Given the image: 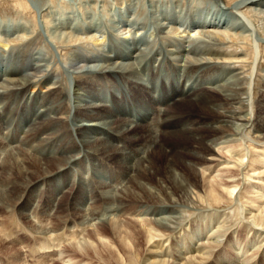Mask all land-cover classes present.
I'll list each match as a JSON object with an SVG mask.
<instances>
[{
    "label": "bare ground",
    "instance_id": "bare-ground-1",
    "mask_svg": "<svg viewBox=\"0 0 264 264\" xmlns=\"http://www.w3.org/2000/svg\"><path fill=\"white\" fill-rule=\"evenodd\" d=\"M86 1L96 7L97 0H81L79 4ZM176 1L170 3V22L161 17V11L152 18L153 31L149 30L148 35L158 36L160 41L155 44V37H144L146 31L140 33L139 27L133 33L126 30L121 39L111 33L104 50L101 40L95 37L99 31L96 26L74 28L69 23L60 26L64 31L54 35L52 42L44 40L41 48L44 31L41 33L40 28L47 34L55 28L46 18L45 5L39 7V25L24 21L20 26H3L0 175H5L0 179V211L6 213L7 220L0 221V241L9 240L20 223L40 234L37 241L32 237L27 245L33 264L59 259L63 255L59 246L66 242L85 253L88 244L79 243L80 233L91 222L101 225V231H92L93 239L113 234L126 246L134 239V227L123 221L113 222V217L130 210L140 217L141 233L150 245L142 256L138 249L126 252L128 262L120 256L124 264H213L214 255H220L223 246L239 252L252 240L255 242L254 237L246 240L247 235L241 238H246L244 242H239L238 236L233 239L230 233L224 235L219 227L221 216L216 221L212 213L191 216L193 207L202 201L221 207L218 184L202 176L211 171L216 157L214 147L229 154L228 160L234 159L229 161L239 169L247 163L244 179L255 173V166L264 168V149L257 157L250 152L256 147L253 143H264V75H259L260 60L251 86L255 99V117L251 119L250 30L230 16L223 18L222 13L212 12L204 2L200 5L204 0L184 6V12L177 9ZM225 1L228 5L234 1L232 5L237 4L239 12L253 23L262 38L259 57L264 58V0ZM97 2L102 7L107 4V0ZM115 3L118 8L125 3L120 9L131 13L127 0H110L109 7ZM163 13H169L165 5ZM185 14L187 25L199 38L172 31L174 23ZM189 38L197 42H189ZM90 45L97 47L92 49ZM144 63L154 69L140 77L138 71ZM159 66L162 76L157 73ZM63 68L75 77L71 90L65 86ZM100 83L108 85L111 97L107 101ZM87 97L95 101L89 102ZM18 135L22 138L19 144ZM159 157L161 168L155 163ZM225 160L219 163H229ZM48 162L53 169L42 168ZM155 173L159 177L154 181L146 179ZM16 178L21 179L22 189L12 194L11 189L18 186ZM239 185L230 179L223 185L224 193L231 197ZM250 188L247 185L245 189ZM38 190L42 194L36 195ZM54 204L57 222L42 229L41 219ZM189 215L191 219L185 223ZM260 217L253 215L256 224ZM88 246L100 256L96 245ZM214 247L219 249L214 252ZM66 259V263L74 264L70 257ZM219 263L233 262L220 259Z\"/></svg>",
    "mask_w": 264,
    "mask_h": 264
},
{
    "label": "rangeland",
    "instance_id": "rangeland-1",
    "mask_svg": "<svg viewBox=\"0 0 264 264\" xmlns=\"http://www.w3.org/2000/svg\"><path fill=\"white\" fill-rule=\"evenodd\" d=\"M80 1L81 0H0V33H1V30L3 29V26H5V25L11 26V27L12 26H18V25L20 26L24 21L28 22V24L30 23V21H33L34 23L36 21V23H38V25H39V22L41 19V16L39 15V13H40L39 7L45 5L46 7H45L44 13L46 12L45 14H47L46 18L50 22H52V25L55 28L48 30L49 31L48 34L46 33V29L40 28L41 33L44 31L42 33V37H41L42 38V43L40 44L41 48H43V45H44L43 41L44 40L46 42H49V41L52 42L51 38L54 35H58L59 32L64 31V29H61L60 26H62V25L64 26L65 24L70 23V25H73L71 27H74V28H77L79 26L83 27L87 24L88 25L92 24V25H94V27L96 26L99 29V31H97L95 33V37H97L101 40V44L104 45V50H107L106 49L107 44H108L107 41L109 40V36H111V33L114 34L116 37L121 39L122 37L126 36V34H127V32H125L126 30L129 31L128 33H133V32H136L138 30V28L140 27L139 28L140 33H144L146 31L144 37H147V36L149 37L148 32H149V30H151L152 18H153V16H155L157 14L159 15L160 11H161V17L163 15V17H166L167 22H170V20L172 19V13H171L172 7H171L170 3H171V1H175V0H127L128 3L131 5L130 6L131 7L130 8L131 13H128L124 9H120V7L123 8L125 6V3H121L119 8H118V6H116V3H115V5L113 4V6L111 8V7H109L110 0H107V4H105L104 7L100 6V3L97 2L98 1L97 0L96 1V7L94 8L93 6L90 7V5L87 3V1H86V4H85V2H82L83 4L82 3L79 4ZM197 1H201V0H177L176 1L177 6H178L177 9L181 8V9H183L182 11L184 12V6L186 7V6L190 5L192 2H193L192 4H194ZM180 2L182 5L180 4ZM203 2H204V4H206L210 7V10L212 12L218 11L219 14L222 13L223 18L230 16L234 20L236 19V21L239 24L241 23V25H244V26L246 25V27L250 30V33H249L250 37L249 38H250V42H251V48H248V53L251 54V51L253 52V61H252L253 65L251 64V68H250V71L248 74V76L250 77V79L248 81L249 82L248 83V85H249L248 86V89H249V101L248 102L249 103L251 102L249 104V108L251 111L250 114H251V119L252 118L254 119L255 114L252 111L254 110L255 99L252 97L253 91L251 89V86L253 85V78L255 76V71H257L256 67H257L259 60H260V64L258 65V67L260 68L259 75H261V76L264 75V58H262V55H261V59H260L259 51H258V44H259V42L262 41L261 40L262 38L258 35L257 31H255L256 29H255L254 25H252L253 23H251L250 20L244 14L239 12L237 4L232 5V3L233 4L235 3L234 1L231 3V5H228L225 0H204V1H201L200 5H204ZM66 5L68 6L67 8H66ZM164 5L166 6V9L169 10V13H167V15L166 14L164 15V13H163ZM79 6H80V8H79ZM47 7H48V9H47ZM45 14H44V17H45ZM194 15H196V14H194ZM200 19H203V14H201ZM214 20H215V17L213 16L212 19L210 20V23L212 24V22ZM187 22L188 21H187L186 14H185V18L183 15H181V17L176 21V24L174 23V26H173L174 28H171L172 31H174V32L177 31L178 33L176 32V34H180L182 31H184L185 33H188V35L192 34V36H193L192 38H199L198 35H196L197 33H194L195 29L191 28L190 24L187 25ZM262 23L264 24V20ZM81 25H83V26H81ZM151 31H153V29ZM193 33H194V35H193ZM153 36L155 37L154 38V41H155L154 44L158 43L160 41L158 36L154 35V33H153ZM153 36H150L149 39ZM188 41L189 42H197V41H194L193 39H190V38ZM3 42L5 43L4 40H3ZM48 45H50V44H48ZM38 46H36V47L40 48ZM96 47L94 45H90L89 48L94 49ZM34 50H37V49H34ZM0 51H1V49H0ZM149 67L150 66L148 63H144V66L143 65L141 66V68L139 70L141 73L138 71V73L140 74V77H142L144 75V73L147 74L150 70H152L153 67L152 68H149ZM62 71H63L62 77L64 78L65 86L67 89L71 90L72 86L74 84V81H75V77L73 75H71L67 71V69L63 68ZM161 72H162V66L157 67V73H159L162 76ZM66 75H68L69 78ZM118 82H120L119 79H117V83ZM107 86L108 85L105 83H103V84L100 83V87H104L106 90V91H104L105 96H106V101L109 100V97H111V95L107 89ZM29 93L31 94L33 92L30 90ZM119 95H120V93H119ZM86 99L89 102L95 101L92 97H87ZM20 135L17 136V139L19 141L18 144L20 143V141H22V138H20ZM243 136L247 140L251 139V137H249L247 135L245 136V134H243ZM6 140L7 139H5V141ZM261 143H263V142H257L255 144L253 143V145H254L253 147L256 146L255 148L252 147L254 150H251V148L249 146L248 150H251L250 152L254 153V157L255 156L257 157L260 154L259 150L264 149V145H263L264 143L263 144H261ZM234 144H236V146L238 145L237 143H234ZM236 146L234 147L235 151L238 150V147L236 149ZM243 146H245L244 143H243ZM213 149H214V152L216 153V157L213 159V164L211 165V168H210L211 171L209 170L211 173L205 172L206 174L204 173L202 176H205L204 178H206L205 179L206 181H211V182L215 181L213 184H216V185L218 184L216 186V188H217L216 190H218V192L221 193L223 201H221L222 202L221 207H219L218 209L214 208V206H212V205H209V203L207 201H202L201 203L199 201L200 205L193 207L192 211L194 214H193V216H191V218L197 217L198 215H201V214L212 213L211 218L214 219L213 221H216L217 218H219V216H221L220 220L218 219L219 222H221V226H219V227L223 228L222 230L225 231V232L222 231L224 235L226 233H228V234L230 233V235L233 236V239H235L238 236L237 239L239 240V242H241V241L244 242L246 238H247L246 240H252V238L254 237L255 242H253V240H252V242L248 246H246V247L243 246L241 251H239V252L231 249L232 247L223 246L221 250L224 253L221 252L220 255L219 254L214 255L215 257L212 260L213 264H220L219 263L220 259H227L228 262L229 261L233 262L231 264H238L239 262H241V260L246 261L245 263H242V264H254V263L256 264L257 261H258L257 264H264V263H261V260L264 259V253H263L264 252V241H263V238H264V173H263L264 168L262 167V165L255 166V173H252L253 175L250 173L249 177H246L244 179L243 176H245L244 174L246 171H243V170H244V166L246 167L247 163L244 164L243 168L239 169L240 167L238 168L237 166H235L236 163L234 164L233 162L229 161V160L234 161V159L231 158L228 160V157H231V156H228L229 154L227 155V153H225V151L223 149L218 150L217 147H214ZM1 156H2V154H0V157ZM224 159H226L225 161H227L229 163L220 164L219 162H224ZM155 161H156L155 162L156 165L161 168L162 167V158L159 157ZM43 165H42V168L44 167L43 169L47 168L50 170V168L53 169V167H54L53 165H50V162L43 164ZM198 172L201 173V170L198 169ZM4 175H5V173L2 172L0 175V179L1 178L3 179ZM158 177H159V175L158 174L156 175V173H155V174L149 175V178H146V179H148L150 181H154ZM199 178L201 179L200 174H199ZM230 179H233L236 182L238 181V183L240 184L238 186V189L236 190V192L231 197L226 195V193H224L225 190H224V186H223ZM20 180H21L20 178H16L15 182L17 183L18 186H14V188L11 189L12 194L13 193L18 194V192L21 191L22 183H20ZM244 180H245V182H244ZM217 182H219V183H217ZM247 185H249L251 187L249 189L250 191L245 189ZM243 187H244V189H242ZM258 188H261L262 192L258 191ZM40 194H42V193H39V190H38V192H36V195H40ZM34 206H35V203L33 204V207ZM63 206H64V204H63ZM53 208L51 211L48 212L47 216L45 215L46 217L44 216L43 219H41L42 225H43V226L41 225L42 229L43 228L44 229L49 228L51 225V222L52 221L55 222L56 218L54 217V213L57 210V207H55V204H54ZM235 208H237V212L234 214V210H236ZM32 209H30L28 211L29 214L31 213ZM7 211H9V210H7ZM58 211H59V209H58ZM137 215L138 214H136L135 211L130 210L128 212H124V211L120 212L119 214L115 215V217L112 216L114 220L112 218H110L111 220H113V222L119 221L121 223L123 221L122 223H126V224L131 225V227L132 226L134 227V231H133L134 232V239L130 242L128 241L129 243L127 242L126 246H124L123 244H120L117 237H115V235L113 236V234H111V235L107 234L109 236L100 238V240L93 239V237H91L92 231L93 230H97V231L100 230L101 231V225H99L97 222H91L92 225L89 224V226H86V229L80 233V238L82 240H80L79 243L86 242L88 245L90 243H92L93 245H96L98 247V249H100L98 252V254H100V256L94 254L92 248H90L91 246L87 245V247L85 249V253H80L73 247V246H75V245H73V243L67 244V242H66L65 244H62V246L61 245L59 246V248H60L59 250L61 251V253L63 255H61V257L59 259L56 257V258H53L52 260H48L47 264H68V263H66L65 260H67L66 258H69V257H70V259H72L74 261V264H124V261H122L119 258L121 256V257H123V260L126 259V261H127L126 252L134 253L133 251L135 249H138L139 251H141V252L138 251L139 254H141L139 256L144 255V251L148 248L147 246H149L150 244L148 245L145 242V239H144L145 237L141 233L142 227H141V223H140V219H139L140 217H138ZM235 215H236V219H235ZM253 215L256 217L261 216L260 217L261 220H260L259 224H256V222H254ZM189 218H190V215L186 218L187 221L185 220V223L189 222L188 221ZM49 219L51 221H49ZM5 220H7L6 219V213L0 211V221H5ZM107 221H109V220H107ZM138 222L140 223V225ZM21 224L22 223H20V226H19L20 228H17V229L15 228V231L13 230V233H12L13 236L9 240L7 239L3 242L0 241L1 245H4V246H0V264L1 263L2 264H23V262H26V261L28 263L33 264V261H32L33 259H31V257H28L29 248L27 247V245L32 240V237H34V240L37 241L39 236H41V235L30 232L29 229H27L23 224L22 225ZM34 224L38 225L36 222H34ZM226 229H228V230H226ZM255 232H257V233H255ZM204 234L205 233H203L202 237L204 236ZM224 235L222 236V239H223ZM239 235H241V236H239ZM246 235H247V237L245 239H241L242 237H245ZM163 237H164V235H163ZM100 241H102V242H100ZM24 242H26L25 245H24ZM31 243H36V242H31ZM216 247H214L212 249L214 252H216V250L219 249ZM222 253H223V255H222ZM242 253H243V255H242ZM84 254L87 256H85ZM62 260L65 262H63ZM117 261H118V263H117ZM127 264H131V263H127Z\"/></svg>",
    "mask_w": 264,
    "mask_h": 264
}]
</instances>
